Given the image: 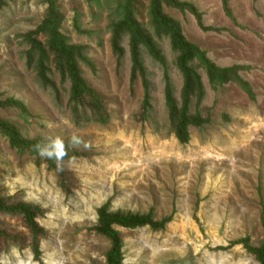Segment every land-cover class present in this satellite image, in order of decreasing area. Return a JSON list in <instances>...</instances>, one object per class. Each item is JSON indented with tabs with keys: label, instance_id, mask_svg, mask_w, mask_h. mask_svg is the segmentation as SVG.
Returning a JSON list of instances; mask_svg holds the SVG:
<instances>
[{
	"label": "rangeland",
	"instance_id": "rangeland-1",
	"mask_svg": "<svg viewBox=\"0 0 264 264\" xmlns=\"http://www.w3.org/2000/svg\"><path fill=\"white\" fill-rule=\"evenodd\" d=\"M156 1L174 34L155 22L153 0L57 1L60 42L105 105L101 124L71 99L66 60L42 27L47 0H0V199L38 208L41 231L36 257L23 217L0 212V264H107L111 245L96 231L106 204L154 221L172 216L162 231L117 228L122 264H258L232 244L248 238L257 249L264 239V0ZM134 48L145 117L141 77L131 82ZM185 48L238 80L211 86L197 59L187 65L203 90L190 116L198 111L203 124L184 145L165 96L180 106ZM11 134L20 143L77 140L89 158L58 165L74 192L43 157L11 148Z\"/></svg>",
	"mask_w": 264,
	"mask_h": 264
},
{
	"label": "trees",
	"instance_id": "trees-1",
	"mask_svg": "<svg viewBox=\"0 0 264 264\" xmlns=\"http://www.w3.org/2000/svg\"><path fill=\"white\" fill-rule=\"evenodd\" d=\"M57 1L58 0H47V18L42 27L48 31L51 37L52 48L55 50V52L62 55L66 60L67 67H63L61 69V73L63 75L66 70L67 74L71 78V99L82 103L84 106H89L93 113L99 117V122L104 124L107 118V112L103 101L97 94L88 90L86 85H84L82 80H80L77 69L69 55V51H67V49L60 42V37L56 30L58 16ZM152 13L154 15L155 22L158 25L163 26L165 29L171 32V34L175 33L174 28L168 23V21L159 17L156 0H153ZM129 30L134 38L137 39L138 33L131 23L129 24ZM185 49L187 53H185L184 57H182L180 65L183 75V88L181 90L180 106H178L176 101L172 99V95L168 93V90L165 96V104L169 115L168 117L173 126L175 138L180 144L184 145L189 142V128L199 127L203 124L198 111L196 113V117L190 116L192 103L196 101V107L198 108L200 102L202 101L203 90L198 76L187 65L197 59L203 65L211 86L216 85L217 87H222L232 80H238L232 69H217L196 51H193L190 48ZM132 63L131 82L132 84L134 83L136 75L138 74L141 77L144 87L145 95L142 103V117H145L146 112H148L151 107L148 103V89L146 85L145 73L140 67V63L136 58L135 48L132 50ZM242 86L244 91L247 94H250V90L243 83ZM83 92L87 94L86 100H88V102H86ZM73 110H75V108H73ZM8 140L10 142L11 148H20L21 150L24 149L34 157H43L45 160H47L50 166L57 169V174L60 180L59 183L63 191L68 195L74 192L75 181L73 177L58 169V165L61 163L76 161L82 158H89L88 155L80 153L76 147H73V144H78L77 140L65 142L49 141L45 143H42L39 140L33 143H20V141L17 139V136L14 134L9 135ZM34 211L38 212L39 209L31 205H9L7 201L0 199V212L21 215L23 217V221L27 230L34 237L32 241V251L34 255L38 257V243L41 231L33 221V215L31 213ZM263 212L264 210H262V213ZM97 217L98 221L96 231L101 236L106 238L111 245V249L106 256L107 264H122L121 242L116 231L117 228L135 230L137 228L149 227L153 231H162L172 219V216H170L160 221H154L152 219L151 213L146 215L132 214L127 211H117L115 213H111L108 210V204L97 210ZM232 245H242L243 248L254 257L258 264H264V239L261 246L257 249L249 246L248 238L242 239L236 243H233Z\"/></svg>",
	"mask_w": 264,
	"mask_h": 264
}]
</instances>
